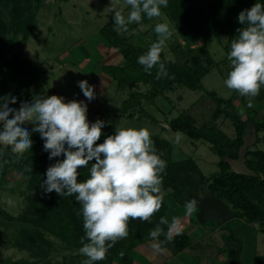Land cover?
<instances>
[{
  "label": "rangeland",
  "instance_id": "1",
  "mask_svg": "<svg viewBox=\"0 0 264 264\" xmlns=\"http://www.w3.org/2000/svg\"><path fill=\"white\" fill-rule=\"evenodd\" d=\"M191 1L204 16L213 2ZM33 3L34 19L31 24L25 23L27 13L20 17L19 21H23L22 23H16L17 18L12 16L11 8L4 9L2 14L5 27L0 32V52L8 59L18 55L33 61L38 65L41 78L36 85L23 90L16 103L10 104L9 107L18 109L21 103L30 104L43 97L55 95L63 97L65 103L72 100L84 101L88 107L89 123H94L97 119L105 122V127L101 130L102 136L109 134L110 130L115 134L116 129L146 128L151 137L157 136L170 143L174 162L189 158L196 162L198 170L187 171L186 176L179 171L181 175L180 179H177L178 184L191 181L196 183L202 176L205 180L200 182L199 191L208 195L210 179L221 171L220 157L213 152L208 142L192 140L184 133L177 142L174 135L176 132L171 130L168 124L171 120L186 114L195 120L198 127L208 125L212 122L217 105L207 96L206 91L216 92L225 99L235 95V91L228 89L224 83L230 72L229 65L221 62L226 57L224 49L226 37L222 38L221 43L217 39L209 43L211 54L218 65H215L203 79V91L177 87L172 92L154 97L153 102L144 99L141 108L131 111L135 116L127 117L123 103L134 92L149 93L152 86L140 84L131 87L112 79L105 67L115 62L114 54L110 55L112 52L109 55L105 54L107 49L103 47L108 46L101 36V30L111 22L114 16L113 9L121 11L127 17L131 11L130 6L122 0H40ZM163 8L161 7V10ZM145 18L147 17L142 14L138 26H134L137 24L134 22L128 25L127 32L121 31L130 43L142 46L143 41V47L149 49L157 39L154 36H146L147 27L165 23L172 33L162 50L166 53L170 51L166 58L178 64H183L190 56L192 59L193 52L186 51L183 46L184 40L164 12H161L160 17H155L154 21L149 20L148 24ZM24 29L29 32L28 37L27 33L23 34ZM152 32L156 34L154 30ZM133 37L136 39L133 40ZM201 44L202 42H198V45ZM121 60L123 63L124 59ZM83 80H87L88 84L94 87L96 99L91 102L87 101L78 87V82ZM10 84L7 79L3 81L0 85V97L11 96ZM262 89L264 91V85L261 86L260 90ZM240 98L239 95L236 101H240ZM239 113L243 114V110ZM243 120H246V116H243ZM32 124L35 125V121ZM32 124H26L24 127L31 132ZM217 124L230 138L235 137V128L231 120L221 118ZM31 137H40V134L33 132ZM259 139L260 142L254 145L252 150L264 151V132L259 134ZM2 152L0 149V211L9 219L0 214V264H83L87 258L79 252L81 243L79 247H72L62 238L46 230L49 219L43 217L41 220L38 212L40 205L44 203L39 201L34 207L33 202L29 201L30 197L34 198L36 195V190L33 187V179L24 165L23 156L13 154L12 162L7 163L8 157H3ZM173 194L175 190L172 188L162 189L160 193L164 197L169 222L172 221L174 212L178 215L186 213L185 205H181ZM156 213L163 217L162 213ZM192 223L197 230L196 235L201 240L200 243H194L192 252L183 254L179 260L181 264H227V251L231 246L227 238L231 234L243 243L238 264H253L256 257L264 255V233L258 223H251L237 215L223 225L213 222ZM110 254L109 249L105 259L94 264H109ZM139 255L137 251L128 254L129 259L149 264ZM121 262L114 261L113 264H132V260L127 259Z\"/></svg>",
  "mask_w": 264,
  "mask_h": 264
},
{
  "label": "trees",
  "instance_id": "2",
  "mask_svg": "<svg viewBox=\"0 0 264 264\" xmlns=\"http://www.w3.org/2000/svg\"><path fill=\"white\" fill-rule=\"evenodd\" d=\"M37 1L40 0H0V32L5 27V21L2 17L4 9L11 8L12 16L17 18L16 23L21 22L19 21L21 19L20 17H24V13H27V16H25L27 21L25 23L31 24L34 19L32 13L33 2ZM256 3L264 5V0H213L204 16L191 0H168V7L163 8L161 11L167 14L177 33L187 43L186 51L188 53L193 52V57L190 59V56L183 64H178L168 60L166 54L162 51L160 61L164 64L167 75L161 76L160 78H157L158 66L154 67L149 74L137 62L138 57L144 55L147 50L130 43L128 38L124 37L123 33L115 30L113 20H111L109 25L101 30V36L106 41L108 47L115 49L121 54L124 61L122 64L116 66H106V72L113 80L122 85L137 87L140 84H144L152 86L149 93L134 92L123 103L124 111L128 114L127 117L135 116L131 111L141 108L144 99L153 102L154 97L172 92L177 87L183 86L192 91H203V79L215 65H218L209 49V43L213 39H217L221 43L222 38L224 36L226 37L227 42L224 47L226 57L221 62L229 65L231 71V62L227 58L228 53L231 50L232 40L238 38L237 29L244 27V25L238 22V15L241 11L250 9ZM13 23L15 24V20H13ZM23 32V34H26L27 30L25 31L24 29ZM28 34L29 32L26 34V37H28ZM194 41L202 42L200 48H189L190 43ZM6 79L11 83V97H15L17 100L23 90L36 85L40 81V70L38 65L33 61L21 58L18 55L8 59L0 52V85ZM206 94L217 105L210 124L198 127L191 116L182 114L171 120L168 126L175 132L184 133L192 140L208 142L213 152L220 157L219 167L221 171L218 175L210 179L211 183H208L207 187L208 195H204L199 191L200 182L205 180L201 174V178L197 180L199 182L195 183L190 179L191 182L180 185L178 184L181 175L179 171L183 173V176H186L188 172L198 170L196 162L192 158L174 162L170 143L157 136L151 137L157 150L156 154L165 160L167 164L165 171L161 174L163 178L161 188L163 190L169 188L174 189L175 194L173 196L180 201L181 205L189 202L190 194L203 198L220 199L232 212V220L236 218V215L240 218H246L251 223H258L264 233V151L250 149L247 154V166L257 174L256 177L235 174L231 171L230 166L223 161V157L230 159L238 158L239 149L243 145V137L246 134L248 122L251 121L255 125L257 133L259 134L264 131V119L258 116L256 110L248 107V98L242 97L236 91L235 95L230 99L222 98L216 92L206 91ZM239 95L241 97V108L235 104ZM263 100L264 91L262 89L259 95L254 98L253 102ZM241 110L245 111L247 120L242 119L243 115L239 113ZM147 116L151 118V116ZM221 118L232 121L236 134L234 138H230L219 128L217 122ZM111 132L113 131L110 130L108 132L109 134L101 136L97 144L103 143L107 136L114 135ZM30 139L33 142L32 148L22 155L24 165L27 167L28 173L33 179V187L36 190V195L34 198L30 197L29 201L33 202L34 207H36L39 201L44 203V205L41 204L40 207L38 206L40 208L38 212L41 220L43 217H48L49 219L47 228L42 225L46 230L62 238L72 247H79L78 245L81 243V239L85 233L83 229V218L80 215L81 205L76 200V194L63 197L58 196L55 192L45 194L41 187L43 180L46 179L45 173L47 168L56 163L57 160H62L64 157L61 156L49 160V154L43 150L44 141L40 137H30ZM259 142L260 139L258 137L256 144ZM0 149L3 151V157H8L7 163H11L13 154H15L12 151V147L0 146ZM91 163H94V161L90 162L88 168L78 170V182L86 181L89 178ZM185 172L187 173L185 174ZM186 186H188L187 189ZM166 210L167 208L163 200L158 212L164 215ZM198 212L199 209L196 206L192 213V221L198 222ZM0 214H2L1 211ZM155 214L156 216H152L151 222H141L139 219L129 220V235L126 239L116 242L110 249L109 264L112 263V260L124 261L127 259L130 261L131 259H129L128 254L134 251L142 242L151 239L150 232L155 229L157 224H160L161 219V214ZM2 216L9 219L4 214ZM161 228L163 231H166V228ZM164 237V235L159 236V238ZM227 239L229 244H231L227 251L229 264H238L243 250V243L233 234ZM172 242L179 248H183L189 244L188 238L183 235L174 236ZM85 243H87L86 240ZM253 264H264V255L256 257Z\"/></svg>",
  "mask_w": 264,
  "mask_h": 264
},
{
  "label": "clouds",
  "instance_id": "3",
  "mask_svg": "<svg viewBox=\"0 0 264 264\" xmlns=\"http://www.w3.org/2000/svg\"><path fill=\"white\" fill-rule=\"evenodd\" d=\"M125 4L131 8L127 17L113 9L117 32H127L128 25L134 22L139 24L142 14L148 19L160 17L161 7H168V0H125ZM238 22L244 27L237 29L238 38L232 40L227 57L232 70L224 83L228 89L248 98V107H252L264 85V5L256 3L241 11ZM154 31L157 41L137 62L149 74L158 66L157 78H160L167 75L160 54L172 33L165 23L157 24ZM78 87L87 101L96 99L94 87L87 80L79 81ZM15 103V97H0V146H11L13 153L22 156L32 148L31 134L38 132L49 160L64 157L47 168L41 187L45 194L55 192L62 197L76 194L85 233L79 249L87 258L83 264L104 260L116 242L126 239L130 219L151 222L162 206L161 174L167 164L156 154L146 128L116 129L114 135L97 144L105 122L97 119L90 124L84 101L65 103L63 97L53 95L30 104L21 103L18 109L9 107ZM29 123L33 125L31 132L24 127ZM174 135L179 142L183 133ZM93 161L89 178L78 182V170L88 168ZM196 204L195 200L186 202L187 215L192 214ZM179 223L178 219L174 220L165 233L160 224L167 221L161 217L150 238L156 240L164 235L171 241L179 234ZM153 249L162 251L159 244H153Z\"/></svg>",
  "mask_w": 264,
  "mask_h": 264
},
{
  "label": "crops",
  "instance_id": "4",
  "mask_svg": "<svg viewBox=\"0 0 264 264\" xmlns=\"http://www.w3.org/2000/svg\"><path fill=\"white\" fill-rule=\"evenodd\" d=\"M122 1H125V0H122ZM6 10H9V9H6ZM161 12L163 13L164 11H161ZM154 19L155 18H152V19L145 18L144 20L148 24L149 20L150 21H154ZM142 22H144V21H142ZM156 25H157V23H156ZM134 26H138V24H135ZM154 28H155V26H151V28L147 27L148 30L146 29V32H145L147 37L154 36L157 39V34H153V32H152V30H154ZM133 38H134L133 40L136 39L135 37H133ZM142 42L143 41H141V45L142 46H140V47H142V48H144L145 50L148 51V47H146V46L143 47ZM201 45H198V42L194 41V42L190 43L189 48L190 49H197V48H200ZM137 46H139V45H137ZM183 46L185 47V49H187V43L183 42ZM103 48L107 49V52L105 53L106 55H109L110 52H112L110 55L114 54L113 55V57H114L113 59L115 60V62L111 63L110 65H117V64H121L122 63V60H121L122 56L115 49H112L110 47H105V46ZM163 52L166 55H168V53L170 51L169 52L167 51V53H166V51H163ZM237 102H239V103L236 104ZM257 102H259V104H257ZM235 104H236V106H238L240 108L242 106L240 101H236ZM252 108L258 112V116L261 119H264V100L263 101H254ZM242 115L246 116V120H247V115H246L244 110H243V114ZM243 116H242V119H243ZM263 132L264 131L260 132L259 134H261ZM259 134H258V137H259ZM256 150H260V149H256ZM261 151H263V150H261ZM167 212H164V215H163V217L167 221V224H161L162 225L161 227L166 228V231H164V232H167L168 231V226L171 225L174 220L178 219L179 222H180L179 223V229L180 230H179V234L178 235L186 236L188 238L189 244H188V246H185L183 248H179V247H177V245L175 243L172 242V240L168 241V240H166L165 237L164 238H159L158 237L156 240L150 239L148 241L142 242L141 244H139L134 249V251H137L140 254L139 256L141 258H143L144 260L148 261L149 264H181L179 262V260L181 259V257H183V254H186L188 252H192V249L194 248V245L196 243H200L199 241L201 239L196 235V231L197 230L192 225L193 224L192 223L193 221H192V218H191L192 214L191 215H187L186 213H184V214L181 213V215H178V213L174 212L173 219H172V221L169 222V220L167 218ZM174 236H176V235H174ZM182 242H183V239H182ZM153 244H159L160 248L162 249V251L155 252L154 249H153ZM131 260H132V262H131L132 264H144L143 262H136L135 261L136 259L135 260L131 259ZM118 262H121V261L118 260ZM227 264H229V259H227Z\"/></svg>",
  "mask_w": 264,
  "mask_h": 264
},
{
  "label": "water",
  "instance_id": "5",
  "mask_svg": "<svg viewBox=\"0 0 264 264\" xmlns=\"http://www.w3.org/2000/svg\"><path fill=\"white\" fill-rule=\"evenodd\" d=\"M258 133L255 125L250 121L246 126V134L243 137V145L239 149L238 158L230 159L223 157L231 168V171L238 175L256 177L257 174L247 166V154L249 150L256 145ZM195 200L199 209L197 220L200 223L214 222L223 225L233 217L232 212L217 198H203L190 195L189 201Z\"/></svg>",
  "mask_w": 264,
  "mask_h": 264
}]
</instances>
